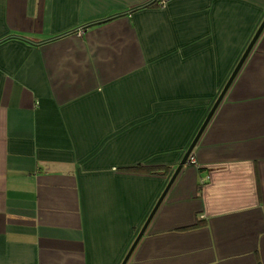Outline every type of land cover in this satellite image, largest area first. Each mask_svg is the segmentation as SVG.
Listing matches in <instances>:
<instances>
[{
	"label": "crops",
	"instance_id": "0c3cea01",
	"mask_svg": "<svg viewBox=\"0 0 264 264\" xmlns=\"http://www.w3.org/2000/svg\"><path fill=\"white\" fill-rule=\"evenodd\" d=\"M263 20L0 0V264H122ZM191 157L127 264H264V31Z\"/></svg>",
	"mask_w": 264,
	"mask_h": 264
},
{
	"label": "water",
	"instance_id": "95a60500",
	"mask_svg": "<svg viewBox=\"0 0 264 264\" xmlns=\"http://www.w3.org/2000/svg\"><path fill=\"white\" fill-rule=\"evenodd\" d=\"M263 31H264V20H263L262 24L260 25L258 31L256 32L255 36L251 40L249 46L247 47L245 53L243 54L241 60L239 61L238 65H237V67L235 68V70H234L232 76L230 77L228 83L224 87V89L221 92L220 96L218 97L216 103L214 104V106L212 107L211 111L209 112L207 118L205 119V121H204L203 125L201 126L199 132L197 133L196 137L194 138L193 142L191 143L189 149L186 151L181 163L179 164V166L177 167V169L173 173V175H172V177H171L166 189L164 190L163 194L161 195L158 203L156 204L155 208L153 209L150 217L148 218L146 224L144 225L143 229L139 233L136 241L134 242L133 246L131 247L128 255L126 256V258H125V260L123 261L122 264H127L128 263V261H129L131 255H132L134 249L136 248V246L138 245L139 241L141 240V238L143 237L144 233L146 232L148 226L150 225L151 221L153 220V218H154L156 212L158 211L159 207L161 206V204L165 200V198H166L167 194L169 193L170 189L172 188L173 184L177 180V178L180 175V173L182 172L183 168L188 165V163L190 161V158H191V155H192L195 147L198 145L199 141L201 140L204 132L206 131L208 125L211 122V120L213 119L216 111L220 107V105H221L226 93L230 89L232 83L234 82L235 78L237 77V75L240 72L241 68L243 67L244 63L246 62V60L248 59L249 55L251 54L254 46L256 45V43L259 40L260 35L262 34Z\"/></svg>",
	"mask_w": 264,
	"mask_h": 264
},
{
	"label": "trees",
	"instance_id": "16d2710c",
	"mask_svg": "<svg viewBox=\"0 0 264 264\" xmlns=\"http://www.w3.org/2000/svg\"><path fill=\"white\" fill-rule=\"evenodd\" d=\"M167 169H165V171H166ZM171 170V169H170ZM169 170V171H170ZM132 171H134V172H138V173H149V174H160V172L158 171V169H156V168H152V167H141V166H139V167H137V168H135L134 170H132ZM164 171V172H165Z\"/></svg>",
	"mask_w": 264,
	"mask_h": 264
},
{
	"label": "built area",
	"instance_id": "2783aa9c",
	"mask_svg": "<svg viewBox=\"0 0 264 264\" xmlns=\"http://www.w3.org/2000/svg\"><path fill=\"white\" fill-rule=\"evenodd\" d=\"M189 162L195 163L192 157L190 158Z\"/></svg>",
	"mask_w": 264,
	"mask_h": 264
}]
</instances>
